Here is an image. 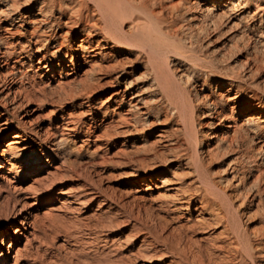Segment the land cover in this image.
I'll use <instances>...</instances> for the list:
<instances>
[{
	"label": "rangeland",
	"instance_id": "374dc122",
	"mask_svg": "<svg viewBox=\"0 0 264 264\" xmlns=\"http://www.w3.org/2000/svg\"><path fill=\"white\" fill-rule=\"evenodd\" d=\"M164 3L167 6H178V27L190 26L195 32L200 27H206L207 31L194 44L197 55L207 61H218L223 66L233 68L244 78L248 76L246 92L249 97L246 105L240 109L235 101L226 97L220 116L214 114L209 117L204 114L200 117L199 131L205 142L204 150L207 149V144L211 148L212 145L215 146L216 140H221L226 148L220 150V158L207 161L208 170L218 183H222L226 193L231 195L244 227L252 235L253 245L257 246L258 238L255 234L264 225L263 209L258 208L261 205H258L260 198L256 194L259 186L257 177L264 173V153L261 149L264 148V122H261L264 118L261 112L264 107V0H164ZM27 6L21 3L20 13L26 16L23 17L25 25L19 27L22 33H16L7 39L17 49V58L20 56L21 61L15 62L13 58L10 66L0 65V155L10 142L14 143L9 144V147H14L17 153L12 156L15 165L7 163V167L12 168L11 173H8V169H0V203L9 198L12 207L9 219H6L5 213L0 212V220L6 221L0 224V228L4 229L12 222L18 226V222L26 214H30L32 219L36 217L39 226L36 229L29 226L16 244L20 250L17 262L14 259L16 249L8 252L7 244L10 240L0 247L7 254L5 256L9 255L6 264H179V257L166 251L162 240L153 237L154 233L151 236L154 232V222L151 221L155 217L169 219L168 230L177 228L181 222L189 221L190 217L187 210L174 204L177 200L174 188L179 185L177 173L188 172L189 162L183 159L185 157L181 161L178 159V144L171 141L169 133L158 131L164 128L169 131L171 125L177 127L176 121L166 123L162 116L157 123L151 117L152 124L149 123L143 130L145 136L135 133L132 126L133 135H129V131L124 132V135L121 132V135L119 133L113 136L115 142L108 144L101 135L105 129H112L109 125L112 115L128 109V105L118 107L122 94L114 95L113 92L117 88L124 89L125 85L120 87L116 83L112 84L109 82V75L102 72V88L97 87L90 93L91 101H88L86 95L79 93L78 82L85 78L90 70L89 65L83 66L77 73L66 75L69 71L66 68L62 73L56 67L48 71L43 69V64L37 63L42 55L34 53V44L33 55L28 54L27 57L22 54L24 48L25 51L28 49L27 38L32 28L30 19L34 18L32 14H36L38 7L33 6L30 13ZM208 7L213 8L214 14L211 16L206 15ZM163 12L165 16L167 12ZM15 16L16 23L19 24L20 14ZM5 26L12 28L9 22L3 21L0 27ZM64 30L70 29L65 27ZM2 34H5L4 31ZM69 35L72 39L69 43L76 47L80 42V33L70 32ZM53 45L54 43L51 44ZM4 49L5 46H0V52ZM103 52L107 53L106 58H111L113 53L109 49ZM130 58L135 60V54H131ZM47 59L55 64L62 60L61 56L54 55H48ZM68 60L70 58L65 64L71 65ZM101 60L102 56L95 58L96 62ZM138 66L134 76L140 74V77L141 73L144 76V64L140 62ZM173 66H176L177 71L182 68L176 62ZM18 71L25 73V76L19 78L16 75L19 74ZM143 76L136 80L135 88H141L142 96L150 102L152 91L145 84L148 78ZM212 83L209 87H204V91H199L200 94H207L211 100H215L214 96L228 94L227 87L215 88L216 83ZM202 87L200 82L197 89ZM71 90L75 92L74 97ZM25 92H30L29 97ZM234 94L231 92L229 95L232 97ZM256 94L258 97H255ZM130 96H125V101ZM254 101L261 103L260 109L250 112V105ZM103 106H109L110 112L106 117L103 116L104 110H99ZM233 106L235 111L231 114ZM204 108L201 110L205 111ZM114 109L116 113L113 112ZM251 116L261 124V128L248 129L250 126L244 120ZM229 125L232 127L228 128ZM241 127L245 133L231 143L234 130ZM20 128L25 130L27 136L12 137ZM212 134L217 137L212 139ZM28 137L46 144V154L40 156L39 161L32 160L33 155L30 153L24 154ZM150 147L162 152L164 161L163 158H156L153 151L148 150ZM170 148H173L172 151H169ZM143 158H147V161L142 165L138 160ZM142 174L155 176L141 181ZM32 183L37 186L36 190H44L37 191L40 198L36 197ZM237 190L241 191L240 197ZM167 202L171 203V210H168ZM132 210L135 216L139 215L136 219ZM197 215L198 212L193 210L190 218ZM205 217L209 215L205 214ZM146 224L148 225L144 226ZM220 230L221 228L212 230L215 232L208 237L209 240L221 243L223 237L218 236ZM262 238L261 245L264 247V235ZM157 241L161 243L158 244ZM206 241L208 240L201 239L203 244H207Z\"/></svg>",
	"mask_w": 264,
	"mask_h": 264
},
{
	"label": "bare ground",
	"instance_id": "6f19581e",
	"mask_svg": "<svg viewBox=\"0 0 264 264\" xmlns=\"http://www.w3.org/2000/svg\"><path fill=\"white\" fill-rule=\"evenodd\" d=\"M21 3L28 5L27 11L30 13L33 11V6H38L36 14H32L34 18L30 19L32 28L28 34L29 38H27L29 42L28 49L26 48L25 51L24 48L22 54H26L27 57L28 54L33 55L34 44L36 46L34 53H41L42 55L37 63L43 64V69L48 71L50 69L54 70L56 67L62 73L63 69L66 68L69 70L66 75L77 73L83 66L89 65L90 70L86 73L85 78L80 79L78 82L79 93L86 95L85 98L88 101H91L90 93L97 87L100 89L102 85L100 76L102 72L109 75V82L112 84L116 83L120 87L123 84L125 85L124 89L117 88L113 93L114 95L122 94L120 100H118V107L128 105V109L125 112L120 110L115 114L116 116L114 115L115 117L112 115V120L109 123L112 129L109 131L105 129V132H102V135L100 134L105 137L108 144L115 142L113 136L116 134L119 135L120 133L121 135L123 133L124 135V132L129 131V135H133V129L139 136H145L143 130L146 129L145 127L149 123L152 124L151 117L155 119L153 122L157 121V123L160 122L162 116H164L162 120L166 123L176 121L177 127L171 125L169 131L165 128L158 130L169 133L172 137L171 141L178 144L176 149H179L177 155L180 158H177L181 161V158L185 157L183 159L188 160L190 165L189 170L186 167L188 172L181 171L177 173L179 185L174 188L177 196L175 201L177 202L174 200L172 202L174 201L175 206L179 205L182 209L187 210L190 217L193 210L197 211L198 215L195 218L189 217V221L179 223V226L172 230H168L169 219L163 217H155L154 219L152 217L154 220L151 219L153 221H150L154 222V232L151 233V236L154 233L155 236L153 237L156 240L160 241L161 239L166 251L179 257V264H264V247L261 245L264 225L255 234L258 239L257 246H254L252 235L244 227L241 214L233 203L231 195L229 196L226 193L225 188L223 189L221 186L222 183H218L208 170L209 162L207 161L220 158L218 157L221 156L219 155L220 150L225 147L221 144V140H216V144L215 146L212 145V148L210 144L206 143L207 149L204 150L203 144L205 142L199 131L200 117H203L204 114L209 117L214 116V114L220 116L223 113L221 110L224 108L223 103L226 97L235 101L236 106L241 109L246 105L249 95L246 92L248 76L244 78L233 68L223 66L218 61H207L196 54L194 44L207 31L206 27H200L197 32L191 30L190 26L186 28L178 27L176 24V20L180 15L178 6L174 4L167 6L164 0H22V2L18 0H0V25L3 21H6L12 26V28L8 26L0 27V46H5L4 51L0 52V65L2 67L10 66L13 58H15V62L21 61L20 56L17 58V49L7 40L16 33H22L19 27L25 25L26 20L23 17L26 16L20 13ZM212 9L208 7L206 15H213ZM163 11L167 12L165 16ZM18 13L20 14L19 24L16 23L17 17L15 16ZM65 27L70 30H64ZM1 30L4 31V35ZM70 32L80 33V42L76 47L69 43L72 40L69 35ZM52 43H54L53 46H51ZM64 49L67 51H63ZM106 49L113 52L111 58H106L107 53L103 52ZM79 52H82V54L79 55ZM131 54H135V60H131ZM48 55L61 56L62 60L55 64L52 60L47 59ZM98 56H102L103 60L101 62L95 61ZM69 58L68 61L71 65L65 64ZM140 62L144 64L145 69L144 76L143 73H141V76L148 78L145 84L152 91L150 102L142 96L141 88H137V90L135 88L137 85H135L136 80L141 77L138 76L140 74L134 76ZM175 62L182 67L179 71L176 70V66L175 68L173 66ZM70 70L73 72H70ZM16 75L23 78L25 73L19 72ZM200 82H202L203 87L199 90L197 86ZM212 82L216 83L215 88L227 87L226 92L228 94L214 96L215 100L208 98L207 94H200L199 91H204V87H209ZM231 92L235 93L232 97L229 95ZM29 93L25 95L28 96ZM74 94L75 92H72L71 95L74 97ZM25 95L24 97H26ZM127 95L131 96L128 101H125ZM157 95H159L158 98ZM75 97H77V94ZM255 97H258V95L256 94ZM141 103L143 106H140ZM260 105V102H252L249 111L255 112V110L260 109ZM201 108H204L205 111H202ZM99 110H104L102 111L103 116L106 117L109 106H103ZM234 111L235 106L231 108V114ZM113 112L116 113V110L114 109ZM261 112L264 114V107L261 108ZM261 122H264V118L261 119ZM244 123L250 126L248 129L253 128L255 130L262 127L254 116L245 118ZM132 126L133 129H131ZM243 132L245 133L243 127L234 130L230 142L232 143L234 139L237 140ZM24 136H27V134L25 130L20 128L12 137L24 138ZM223 136L227 138L225 135ZM216 137V135H213L212 139ZM28 139L29 142L24 154L28 155L30 153L33 155L32 160L37 159L39 161V157L46 154V144L35 142L30 137ZM11 143L14 142L8 143V148H4L0 155V169H8V173H11L12 168H8L7 163L11 166L15 165L12 156L17 154L14 147H9ZM172 149L170 148L169 151H172ZM261 149L264 153V148ZM148 150L153 151L156 158H163L162 161H164L162 152H158L154 147H150ZM146 161L147 158L138 160L142 165ZM165 162L167 163V161ZM173 171L176 174V171ZM260 174L257 177L259 186L256 194L260 198H258V205H261V207L258 208L263 209L262 213L264 215V173ZM149 176L155 175L142 174L140 180H150ZM166 182L169 181L166 180ZM32 186H35L36 197L40 198L41 195L38 192L44 190H36L37 186L33 183ZM237 191L238 197H240L241 191ZM176 196L174 197L176 198ZM170 204L169 202L166 204L168 210H171ZM11 208L9 198L0 203V212L6 214V219L11 216ZM131 213L134 214V211L132 210ZM205 214H208L209 217H205ZM135 215L136 219L139 215ZM0 221V224L6 222ZM18 223V226L14 225L15 222H12L4 229L0 228V247L6 244L7 240H10L7 244L8 252L13 251V248L16 249L14 255L16 262L17 255L20 253L16 244L19 243L20 238L24 236V231L29 226L33 229L38 228L39 220L36 217L32 219L30 214H26ZM219 228L221 230L218 232V236L223 237L222 242L217 243L213 239L209 240L211 234L215 232H212V230ZM203 238L208 240L206 241L207 244L201 243ZM161 242H158V244ZM5 255L7 254L0 248V264L7 263L9 255Z\"/></svg>",
	"mask_w": 264,
	"mask_h": 264
}]
</instances>
